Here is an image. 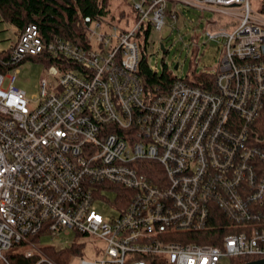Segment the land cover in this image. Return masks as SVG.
Segmentation results:
<instances>
[{
    "label": "built area",
    "instance_id": "1",
    "mask_svg": "<svg viewBox=\"0 0 264 264\" xmlns=\"http://www.w3.org/2000/svg\"><path fill=\"white\" fill-rule=\"evenodd\" d=\"M181 6L238 25L205 29L222 40L218 69L204 71L215 73L211 89L177 76L155 94L139 75L142 52ZM134 9L127 30L91 26L87 47L47 41L29 24L0 49V264L16 247L34 264H59L48 248L69 256L64 264L264 257V136L254 128L264 14L251 0H138ZM29 56L49 63L34 100L12 74Z\"/></svg>",
    "mask_w": 264,
    "mask_h": 264
},
{
    "label": "rangeland",
    "instance_id": "2",
    "mask_svg": "<svg viewBox=\"0 0 264 264\" xmlns=\"http://www.w3.org/2000/svg\"><path fill=\"white\" fill-rule=\"evenodd\" d=\"M111 15L107 21H101L102 27H98V21L92 23L98 32L111 30L112 24L119 28H132L136 22L137 11L133 7L134 0H110ZM255 9H261L263 0H251ZM179 19L168 17L162 31H152L149 43L146 47V55L153 69L162 73L167 68L174 75L193 79L205 70L216 71L221 58V41L209 39L205 35V29H216L219 26L227 29L238 25V21L233 16L222 14L218 11L196 7H183ZM217 20V22H214ZM111 26V27H110ZM14 28L11 24L0 18V49L9 48L14 39ZM161 43L167 48L161 49ZM179 63V68L175 65ZM17 72L12 71L16 76V86L23 88L27 92V97L34 100L40 95L42 78L48 75L49 63L38 57L29 56L17 67ZM15 68V69H16ZM100 212L105 217L115 213L110 205L100 204ZM72 237V236H71ZM43 245L52 243L50 235L40 237ZM24 248L16 247L12 252H19ZM89 256V255H88ZM76 258L72 264H77ZM224 264H238L237 257H229L223 261Z\"/></svg>",
    "mask_w": 264,
    "mask_h": 264
},
{
    "label": "trees",
    "instance_id": "3",
    "mask_svg": "<svg viewBox=\"0 0 264 264\" xmlns=\"http://www.w3.org/2000/svg\"><path fill=\"white\" fill-rule=\"evenodd\" d=\"M260 11L264 14V2ZM111 15L110 0H0V18L11 24L16 33L21 32L27 25L36 24L45 40L50 41L55 37H61L67 41L90 46L89 30L94 21H107ZM90 17L91 22L86 18ZM137 19V16H136ZM127 30L128 28H121ZM149 28L145 36L149 34ZM145 37V38H146ZM139 75L146 88L155 94L170 90L177 78L171 71L164 68L162 73L152 68L146 52L143 50L139 66ZM215 73L202 72L194 80L193 84L211 89ZM206 80V84L204 83ZM204 81V82H203ZM258 134L264 136V107L254 124ZM200 242V239H199ZM208 242H213L209 241ZM49 256L59 264L65 263L68 256H59V250L46 249ZM68 252V250H67ZM238 264L256 259L255 257H237ZM10 264H34L37 257L28 258L23 252H8Z\"/></svg>",
    "mask_w": 264,
    "mask_h": 264
},
{
    "label": "water",
    "instance_id": "4",
    "mask_svg": "<svg viewBox=\"0 0 264 264\" xmlns=\"http://www.w3.org/2000/svg\"><path fill=\"white\" fill-rule=\"evenodd\" d=\"M161 49L163 51H166L167 50V48L165 47V45L163 43H161ZM174 68L175 69H178L179 68V63H177ZM242 264H264V257L257 258V259H254V260H251V261L242 263Z\"/></svg>",
    "mask_w": 264,
    "mask_h": 264
},
{
    "label": "crops",
    "instance_id": "5",
    "mask_svg": "<svg viewBox=\"0 0 264 264\" xmlns=\"http://www.w3.org/2000/svg\"><path fill=\"white\" fill-rule=\"evenodd\" d=\"M136 1H138V0H134V2H133V7H134V3H135ZM68 257H69V256H68Z\"/></svg>",
    "mask_w": 264,
    "mask_h": 264
}]
</instances>
